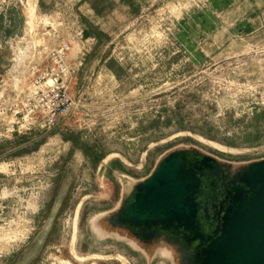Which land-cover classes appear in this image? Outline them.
<instances>
[{
	"label": "rangeland",
	"instance_id": "obj_1",
	"mask_svg": "<svg viewBox=\"0 0 264 264\" xmlns=\"http://www.w3.org/2000/svg\"><path fill=\"white\" fill-rule=\"evenodd\" d=\"M60 40L74 113L12 135L0 116V264H180L108 217L166 153L264 158V0H0V79Z\"/></svg>",
	"mask_w": 264,
	"mask_h": 264
},
{
	"label": "water",
	"instance_id": "obj_2",
	"mask_svg": "<svg viewBox=\"0 0 264 264\" xmlns=\"http://www.w3.org/2000/svg\"><path fill=\"white\" fill-rule=\"evenodd\" d=\"M175 150L136 186L134 201L113 226H158L181 236L193 249V264H264V158L245 165L234 188L209 224L198 223L197 176L209 156Z\"/></svg>",
	"mask_w": 264,
	"mask_h": 264
},
{
	"label": "built area",
	"instance_id": "obj_3",
	"mask_svg": "<svg viewBox=\"0 0 264 264\" xmlns=\"http://www.w3.org/2000/svg\"><path fill=\"white\" fill-rule=\"evenodd\" d=\"M70 52V42L60 40L52 48L43 46L31 57L29 52L13 57L15 61L22 58L27 66L11 83L0 79V86L4 85L0 116L10 117L8 134L57 128L74 113L77 103L71 85L75 70Z\"/></svg>",
	"mask_w": 264,
	"mask_h": 264
},
{
	"label": "flooded vegetation",
	"instance_id": "obj_4",
	"mask_svg": "<svg viewBox=\"0 0 264 264\" xmlns=\"http://www.w3.org/2000/svg\"><path fill=\"white\" fill-rule=\"evenodd\" d=\"M180 150L189 151L183 154L184 156L210 157V159L206 161V166H201L200 171L197 173V176L200 179V190L195 197V201L198 203V223L203 225L209 224L213 221V217L215 216L220 203L225 200L227 195L233 191L234 188L243 186L238 181V178L245 165L232 167L228 161L217 157L218 155L204 152L196 148ZM169 154L170 152L163 156L166 157ZM151 173H149L147 177ZM136 186L137 184H135L131 191L121 200L119 208L110 214L108 220H111L112 222L118 221V212L121 209H126V205L134 201L137 192ZM115 227L124 231L145 246L163 241L174 251L180 264H193V249L187 245L186 241L181 236H175L172 231L164 230L154 225L135 230L126 225H118Z\"/></svg>",
	"mask_w": 264,
	"mask_h": 264
},
{
	"label": "bare ground",
	"instance_id": "obj_5",
	"mask_svg": "<svg viewBox=\"0 0 264 264\" xmlns=\"http://www.w3.org/2000/svg\"><path fill=\"white\" fill-rule=\"evenodd\" d=\"M75 226V225H74ZM76 229V228H75ZM77 258V257H76ZM81 258V257H80Z\"/></svg>",
	"mask_w": 264,
	"mask_h": 264
}]
</instances>
